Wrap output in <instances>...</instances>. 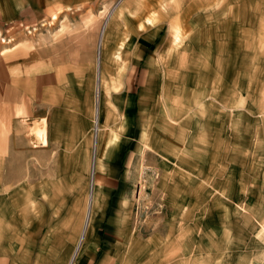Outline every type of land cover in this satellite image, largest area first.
<instances>
[{"label":"crops","instance_id":"0c3cea01","mask_svg":"<svg viewBox=\"0 0 264 264\" xmlns=\"http://www.w3.org/2000/svg\"><path fill=\"white\" fill-rule=\"evenodd\" d=\"M169 3L0 0V30L45 28L59 20L56 34L63 33L52 44V56L42 58L47 68L36 70L34 84L15 97H0V264H53V253H60L58 264H69L68 240L54 226L68 227L71 210L83 216L87 209L72 262L78 253L84 258L169 248V240L145 238L133 229L135 205L128 195L138 157L174 159L175 142L180 144L170 131L181 120V101H174L178 83L174 70L172 75L164 68L173 58L169 48L158 55L165 31L152 25L167 15ZM70 17L81 22L70 25ZM84 17L92 24L83 25ZM173 36L178 42L179 29ZM43 119L47 125L44 120L33 126L39 140L31 141L27 123Z\"/></svg>","mask_w":264,"mask_h":264},{"label":"rangeland","instance_id":"374dc122","mask_svg":"<svg viewBox=\"0 0 264 264\" xmlns=\"http://www.w3.org/2000/svg\"><path fill=\"white\" fill-rule=\"evenodd\" d=\"M169 1L167 15L152 25L165 31L157 41L158 55L164 57L169 48L173 58L164 68L174 70L178 83L174 101H181V120L170 131L181 145L175 142L174 159L138 157L128 193L135 205L133 229L145 238L169 240V248L84 258L78 253L72 262L87 209L83 216L71 210L65 215L68 227L54 226V233L68 240L65 263L264 264V0ZM104 9L97 18L100 28ZM79 19L70 17L69 24ZM82 21L92 24V18ZM59 27L54 20L45 28L0 30V97L28 90L36 70L46 71L41 61L52 56V44L62 38L63 33L56 34ZM174 29L180 32L178 42ZM44 120L27 123L31 141L39 140L33 126ZM53 259L58 264L60 253Z\"/></svg>","mask_w":264,"mask_h":264},{"label":"bare ground","instance_id":"6f19581e","mask_svg":"<svg viewBox=\"0 0 264 264\" xmlns=\"http://www.w3.org/2000/svg\"><path fill=\"white\" fill-rule=\"evenodd\" d=\"M105 26H106V25H105ZM105 28H106V27H105ZM105 28H104V29H105ZM102 35L104 36V34H103V33H102ZM102 35H101V39H102ZM102 41H103V39H102ZM100 44H101V43H100ZM101 45H102V44H101ZM99 69H100V68H99ZM97 116H98V115H97ZM96 122H97V121H96Z\"/></svg>","mask_w":264,"mask_h":264}]
</instances>
